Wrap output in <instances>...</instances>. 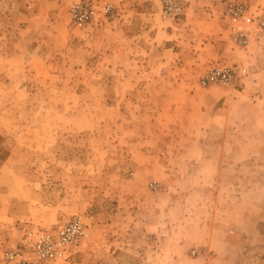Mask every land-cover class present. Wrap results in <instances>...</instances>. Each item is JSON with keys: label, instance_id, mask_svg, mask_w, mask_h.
Wrapping results in <instances>:
<instances>
[{"label": "rangeland", "instance_id": "obj_1", "mask_svg": "<svg viewBox=\"0 0 264 264\" xmlns=\"http://www.w3.org/2000/svg\"><path fill=\"white\" fill-rule=\"evenodd\" d=\"M110 1L115 18L78 28L74 0H0L1 168L14 177L1 181L0 264L28 229L74 217L89 230L76 254L35 264H264V0L189 13L180 0L176 18L163 0ZM234 4L252 17L246 46ZM223 64L248 74L202 87ZM27 211L35 223H20Z\"/></svg>", "mask_w": 264, "mask_h": 264}, {"label": "built area", "instance_id": "obj_2", "mask_svg": "<svg viewBox=\"0 0 264 264\" xmlns=\"http://www.w3.org/2000/svg\"><path fill=\"white\" fill-rule=\"evenodd\" d=\"M163 14L178 17L182 12L180 0H163ZM72 22L75 27L83 28L100 17L113 19L117 8L108 0H74L71 6ZM227 17L231 19L232 34L242 46H246L248 33L239 22L252 23V17L244 14L241 4L231 5ZM264 27V17L259 21ZM248 74L246 68L235 64H223L204 72L200 78L202 87L234 86ZM89 235L88 225L81 217H74L55 230L32 231L24 234L22 244L5 258L15 264H35L37 262H58L73 257Z\"/></svg>", "mask_w": 264, "mask_h": 264}, {"label": "crops", "instance_id": "obj_3", "mask_svg": "<svg viewBox=\"0 0 264 264\" xmlns=\"http://www.w3.org/2000/svg\"><path fill=\"white\" fill-rule=\"evenodd\" d=\"M108 1H110V0H108ZM117 1V0H116ZM117 2H119V1H117ZM135 2V4H138V1H134ZM137 2V3H136ZM141 2V1H140ZM190 2H192V3H190L189 4V9H187V11H188V13H189V11H190V9H192L193 8V0H190ZM123 5H125V4H123ZM136 9V8H135ZM258 58V57H257ZM256 58V59H257ZM256 76L259 78L260 76H262L263 78H264V69H261L260 70V72L258 73V74H256ZM254 84H255V89H256V96L254 97V99H264V82L263 81H260L259 79H257L255 82H254ZM13 172L11 171V169L9 168V167H3V168H1L0 169V188H1V185H2V183H1V181L2 180H4L5 181V183L7 184V183H10L13 179H14V177H12V176H10V174H12ZM21 182V186L19 185V200H22V201H25V200H27V198L25 199L24 197H23V195L24 194H26V192H28V190H27V188H26V186H25V183H24V181L22 180V179H19V183ZM8 185V184H7ZM9 193H11V194H14L15 195V190H13L12 192H9ZM7 196V194H3V193H0V209H1V207H2V200H3V198H5ZM7 198H8V196H7ZM9 198H13V196H10ZM28 214V211L27 212H24L23 214H21V215H19V217H18V219H19V221H20V223L22 222V221H27V222H31V224L32 223H35V221H31V219H32V217H30L29 215H27ZM2 220H3V214H1L0 213V234L1 235H4L5 234V230H6V228L8 227V226H4V225H2ZM20 225V224H19ZM61 226V225H60ZM32 227V226H31ZM59 227V226H58ZM58 227H55V228H53V229H48V230H55V229H57ZM28 230H30V229H28ZM27 230V231H28ZM48 230H38V228L37 229H34V230H32V231H48ZM26 233V232H25ZM24 233V234H25ZM1 238V237H0ZM21 239V237H19V240ZM24 239V238H23ZM23 242V241H22ZM22 242H21V244H22Z\"/></svg>", "mask_w": 264, "mask_h": 264}, {"label": "trees", "instance_id": "obj_4", "mask_svg": "<svg viewBox=\"0 0 264 264\" xmlns=\"http://www.w3.org/2000/svg\"><path fill=\"white\" fill-rule=\"evenodd\" d=\"M6 161V154L3 145L2 138L0 137V169L3 166V163Z\"/></svg>", "mask_w": 264, "mask_h": 264}]
</instances>
